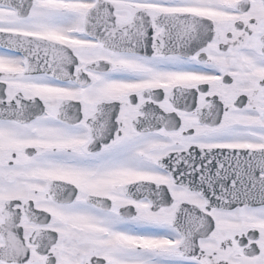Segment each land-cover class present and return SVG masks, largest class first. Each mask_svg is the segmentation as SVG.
<instances>
[{
  "label": "snow or ice",
  "instance_id": "1",
  "mask_svg": "<svg viewBox=\"0 0 264 264\" xmlns=\"http://www.w3.org/2000/svg\"><path fill=\"white\" fill-rule=\"evenodd\" d=\"M0 264H264V0H0Z\"/></svg>",
  "mask_w": 264,
  "mask_h": 264
}]
</instances>
